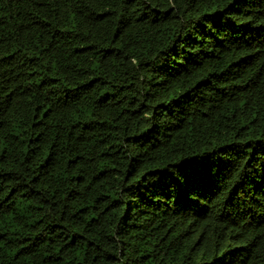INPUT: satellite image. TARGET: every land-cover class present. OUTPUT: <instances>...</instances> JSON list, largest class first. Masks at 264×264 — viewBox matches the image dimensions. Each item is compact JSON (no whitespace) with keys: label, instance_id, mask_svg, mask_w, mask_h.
<instances>
[{"label":"trees","instance_id":"obj_1","mask_svg":"<svg viewBox=\"0 0 264 264\" xmlns=\"http://www.w3.org/2000/svg\"><path fill=\"white\" fill-rule=\"evenodd\" d=\"M0 264H264V0H0Z\"/></svg>","mask_w":264,"mask_h":264}]
</instances>
